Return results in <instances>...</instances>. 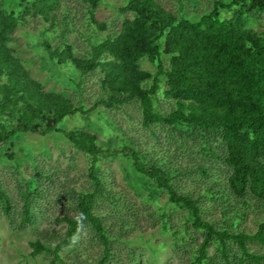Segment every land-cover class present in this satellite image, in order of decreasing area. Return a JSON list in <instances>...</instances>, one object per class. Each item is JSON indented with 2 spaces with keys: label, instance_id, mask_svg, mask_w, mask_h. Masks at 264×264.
<instances>
[{
  "label": "trees",
  "instance_id": "1",
  "mask_svg": "<svg viewBox=\"0 0 264 264\" xmlns=\"http://www.w3.org/2000/svg\"><path fill=\"white\" fill-rule=\"evenodd\" d=\"M21 1L20 12L0 5V143L13 144L19 134L60 133L88 160V179L80 187L61 185L60 197L72 200L60 215L64 233L53 234L50 242H31L32 254L45 251L52 256L50 264L65 262L64 249L88 227L103 245L91 264H126L117 245L145 238L159 222L171 233L174 249L187 255L182 264H264V253L251 246L264 245V27H252L254 21L264 25V0H208L206 6L199 5L203 0H176V10L161 0H127L120 10L130 17L122 28L92 43L84 56L75 55L68 43L44 40L52 61L76 70L80 79L73 80L80 90L87 75L101 70L102 96L90 107L80 95L44 91L9 42L30 15L49 24L46 32L59 25L71 32L77 18L74 1L84 6L85 14H79L88 25L104 30L106 24L95 15L102 0ZM145 57L155 64L156 74L140 67ZM162 100L171 106L163 107ZM131 101L140 104L144 127L153 132L155 124L169 127L187 144L190 157L200 160L179 158L165 148L151 154L128 137L106 147L96 132L60 126L77 113L89 118L92 109ZM118 156L135 171L138 189L147 190L145 202L157 205L148 218L103 168L102 159ZM46 172L37 170L28 180L24 220H30V208L36 209L46 192L39 179L59 174ZM187 178L200 186L197 192L187 188ZM162 195L169 209L159 203ZM0 200L10 213L11 198L1 183ZM176 209L182 210L178 222ZM248 214L255 229L240 223ZM130 260L136 262L134 255Z\"/></svg>",
  "mask_w": 264,
  "mask_h": 264
},
{
  "label": "rangeland",
  "instance_id": "2",
  "mask_svg": "<svg viewBox=\"0 0 264 264\" xmlns=\"http://www.w3.org/2000/svg\"><path fill=\"white\" fill-rule=\"evenodd\" d=\"M127 0H102L95 10L96 19L106 24L104 30L94 28L79 13L85 14V8L76 1L72 2L73 11L77 13L75 26L71 32H66L62 25L55 29L50 28L45 31L49 24L40 16H27L26 22L22 23L12 34L13 37L9 46L16 56L22 59L30 74L42 84V89L46 92H63L66 95L75 97L82 96L87 107L102 96V86L99 70L86 76L83 89L76 86L78 78L76 70L72 66L56 64L48 55V51L42 45L44 40H48L52 45H62L68 43L72 46L75 55L84 56L91 49V44L106 37L107 33L117 32L122 28L129 12H122L120 8ZM165 5L176 10L178 3L176 0H161ZM21 0H0V5L7 9L21 11ZM208 0H203L199 5H207ZM189 3V2H188ZM71 8V5H70ZM202 11V10H201ZM62 13L58 24H60ZM70 26H72L70 24ZM252 27L263 30V23L254 21ZM142 69L149 70L156 74L155 64L147 57L139 61ZM76 82H74V79ZM161 86L165 87L166 80L162 79ZM161 92V91H160ZM163 97H161L162 99ZM160 99V100H161ZM75 101L76 98H74ZM78 102V101H77ZM163 107L171 104L167 100H162ZM142 111L140 104L131 101L123 105H116L112 108L104 106L92 109L90 117L77 113L72 117H66L60 126L62 128H82L96 132L106 147H117L125 143L123 138L128 137L133 143L142 145L144 150L153 154L157 149L165 148L179 158H190L191 161L200 160L197 155L190 157L191 151L180 136L173 137V130L169 127L155 124L152 126L154 132L141 124ZM13 144L0 143V183L11 198L10 213L3 209L0 200V264H50L51 254L41 252L32 254L31 242L37 239L43 242L52 241L53 234H63L66 223L60 217L62 212L68 211L71 198L60 197L64 192L62 183H70L71 186L80 187L88 179V160L83 152L78 151L72 144L68 143L60 133H53L42 136L37 133H27L16 135ZM13 154L12 160L7 158L8 154ZM7 154V155H6ZM103 168L109 170L112 179L117 184V188L123 190L135 205L134 208L140 210L144 218H148L150 209H156V203L148 205L143 195L147 190L138 189L137 175L131 168L128 161L123 157H106L102 159ZM46 169L58 171L57 176L52 179L46 176L39 180L43 182V189L46 192L43 197L35 203L36 209L30 208V220H24L23 210L26 203V190L28 180L34 176L37 170L46 172ZM223 169L222 165L218 167ZM114 183V182H113ZM187 188L197 192L200 186H195L193 180H186ZM166 195H162L159 203L169 209ZM167 203V204H166ZM32 206V205H31ZM121 211L127 212L126 208ZM181 209H176V221L178 222ZM156 217L158 214L155 215ZM175 216V215H174ZM159 223V222H158ZM158 223L151 225L150 232L144 235L145 238H137V242L132 244L117 245L120 255L126 264H182L181 259H187V255L176 251L172 246V235L161 228ZM240 223L246 228L255 229L257 223L251 214L241 218ZM88 227L80 231L74 238V244L66 246L64 249L65 262L56 264H91L90 262L99 258L103 250V245L93 238ZM198 236L201 233L198 232ZM152 244L156 248L152 247ZM252 247L264 253V245L251 243ZM213 253V247L210 248ZM134 255L136 262L131 263L130 258ZM114 264V263H112Z\"/></svg>",
  "mask_w": 264,
  "mask_h": 264
}]
</instances>
